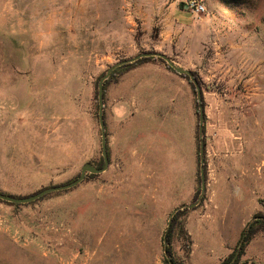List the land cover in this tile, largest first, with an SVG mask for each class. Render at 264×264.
I'll use <instances>...</instances> for the list:
<instances>
[{"label":"rangeland","instance_id":"1","mask_svg":"<svg viewBox=\"0 0 264 264\" xmlns=\"http://www.w3.org/2000/svg\"><path fill=\"white\" fill-rule=\"evenodd\" d=\"M0 0V191L27 196L98 162L97 84L157 51L195 73L206 189L172 238L184 264H219L264 220V0ZM157 59L106 83L109 166L23 205L0 200V264H166L171 211L200 194L198 100ZM183 210V209H182ZM264 264V228L240 258Z\"/></svg>","mask_w":264,"mask_h":264},{"label":"water","instance_id":"2","mask_svg":"<svg viewBox=\"0 0 264 264\" xmlns=\"http://www.w3.org/2000/svg\"><path fill=\"white\" fill-rule=\"evenodd\" d=\"M149 57H156L161 60H163L171 69H173L176 73L179 75H186L188 76L189 80L192 82V84L195 87L196 94H197V100H198V136H199V175H200V194L198 198L190 203V204H182L178 207H175L168 218L167 226L165 229L164 237H163V245H164V253L166 256V259L169 260V256L166 253V248L168 246L167 242V232L169 230L170 224L172 217L176 212L179 210H182L184 208H193L195 205L198 204L201 196L204 194L205 189H206V179H205V172H204V141L202 138V133H203V120H204V111H203V105L201 103V89L200 86L194 77L193 73L189 70L186 69L182 66H179L176 64L170 57L167 55L157 52V51H144L141 53L136 54L133 57L122 59L120 61L115 62L114 64L110 65L105 73L101 76V78L98 81L97 84V103H98V123L100 127V153L102 157V166L101 167H96L90 162H86L81 166L80 172L78 176L73 179L72 181L60 185H55L51 187H46L44 189H41L35 193H32L27 196H14L11 194H7L4 192L0 191V200L12 203L13 205H23V204H29L32 203L43 196L57 192V191H63L67 189H71L78 184H80L84 178L86 177L87 174H101L105 172L109 166V158H108V153H107V134L105 131V123L103 119V96H104V89H103V84L104 82L109 78L111 73L118 67L126 65V64H131L141 58H149ZM261 217H254V219H260ZM237 254V251L235 255Z\"/></svg>","mask_w":264,"mask_h":264},{"label":"trees","instance_id":"3","mask_svg":"<svg viewBox=\"0 0 264 264\" xmlns=\"http://www.w3.org/2000/svg\"><path fill=\"white\" fill-rule=\"evenodd\" d=\"M149 59H157V60H160L161 62L164 63V65L168 69L172 70L163 60H161L159 58H156V57L141 58V59H139V60H137V61H135V62H133L131 64H126V65H123V66H120V67L116 68L111 73V75L109 76V78L104 82L103 89H104L106 83L110 80V78L113 77L116 73L120 72L121 70L127 69L129 66H131L133 64H136V63L141 62L143 60H149ZM191 72L193 73L194 77L196 78L195 73L193 71H191ZM181 76L184 77V78H187L189 80L188 76H186V75H181ZM196 80H197V82L199 84V81H198L197 78H196ZM192 86H194V85L192 84ZM201 100H202V94H201ZM107 153H108V150H107ZM90 163H92L96 167H101L102 166V157L101 156L99 157L98 162H90ZM183 211H184V209L183 210H179L178 212H176L174 214V216L172 217V220H171V224H170L169 230H168L167 235H166L167 242H168V246L166 248V253L169 256V260H167V259L165 260V263L166 264H184L182 262H179L173 256L172 238H173V236H174V234L176 232H177V234H179V236L181 237V239L183 240V242L185 244L190 245V243H191L190 236L184 230L183 224L179 221V216L183 213ZM255 217H261V218L260 219H254V220H252V221H250V222L247 223V225H246L244 231L242 232V234H241V236L239 238V241L237 242L235 248L219 264H246L244 262H241V260H240L241 256L244 253V249L247 246V244L249 243V241L251 240V238L254 236V234L258 230L264 228V220L262 218L263 216L260 215V214H256ZM236 251H237V254L235 255Z\"/></svg>","mask_w":264,"mask_h":264},{"label":"built area","instance_id":"4","mask_svg":"<svg viewBox=\"0 0 264 264\" xmlns=\"http://www.w3.org/2000/svg\"><path fill=\"white\" fill-rule=\"evenodd\" d=\"M181 7L192 16H198L205 11V4L200 0H185Z\"/></svg>","mask_w":264,"mask_h":264},{"label":"crops","instance_id":"5","mask_svg":"<svg viewBox=\"0 0 264 264\" xmlns=\"http://www.w3.org/2000/svg\"><path fill=\"white\" fill-rule=\"evenodd\" d=\"M179 14H180V17L183 18V19H185V20H187V19L190 20V18H191L190 17L191 15H189L188 12H184V11L181 10V13H179Z\"/></svg>","mask_w":264,"mask_h":264}]
</instances>
